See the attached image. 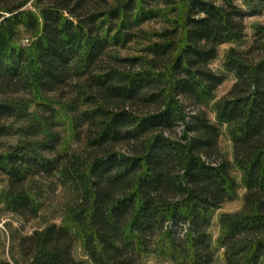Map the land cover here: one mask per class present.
Segmentation results:
<instances>
[{"label":"trees","instance_id":"1","mask_svg":"<svg viewBox=\"0 0 264 264\" xmlns=\"http://www.w3.org/2000/svg\"><path fill=\"white\" fill-rule=\"evenodd\" d=\"M241 1L0 0V264H264V0Z\"/></svg>","mask_w":264,"mask_h":264},{"label":"rangeland","instance_id":"2","mask_svg":"<svg viewBox=\"0 0 264 264\" xmlns=\"http://www.w3.org/2000/svg\"><path fill=\"white\" fill-rule=\"evenodd\" d=\"M238 3L241 4L242 1L239 0ZM244 24L246 28L247 37H246V42L243 48H246L252 43L254 28H256L258 25L264 24V17L263 16L248 17L245 19ZM227 48H229V46H226V45L220 48V57ZM221 66H222L221 60H218L217 62H214L210 65L211 69L215 71H219L221 69ZM232 83H233V80L231 78L228 79V81H226L220 88H218L216 92V97L221 98L222 96H224L231 88ZM221 147L222 149L227 150L228 145L225 139L221 140ZM241 195L242 194H239V197L237 200H234V201H231V202H228L222 205L221 209H219L214 215V222L217 221L218 217L221 214L237 212L241 207V200H242ZM8 221L9 222L12 221V224H11L12 228H16L18 226V223L15 220H11L10 218H6V219H3V221H0V236L2 237V239L0 240V257H2V259L7 260V261H9L8 253H7V248H8V243H9L8 242L9 233L4 227V223ZM25 230L26 232L30 233L32 230V224H28ZM213 234L214 236L216 235V229H213ZM3 243H5V247H4L5 249H3V245H2ZM74 258L77 261L86 262V259L82 258V255L79 249H75ZM221 263H222L221 259L218 258V262H216V264H221ZM147 264H156V261L154 259H150L148 260Z\"/></svg>","mask_w":264,"mask_h":264}]
</instances>
